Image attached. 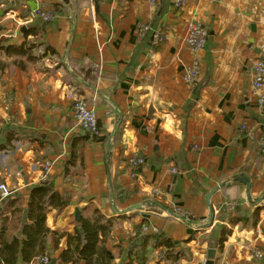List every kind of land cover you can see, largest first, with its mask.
Instances as JSON below:
<instances>
[{"label":"crops","instance_id":"0c3cea01","mask_svg":"<svg viewBox=\"0 0 264 264\" xmlns=\"http://www.w3.org/2000/svg\"><path fill=\"white\" fill-rule=\"evenodd\" d=\"M189 21L208 31L197 52L184 41ZM0 25L6 45H36L23 55L0 49V183L26 199L49 181L68 197L45 214L51 258L66 247L74 210L96 209L112 219L113 264H127L137 230L152 228L181 250L174 264H202L210 248L213 264H264V105L251 92L264 0L180 9L171 0H0ZM30 28L38 36L25 38ZM195 58L188 85L182 73ZM70 82L95 111L96 138L74 121ZM134 153L145 162L131 176ZM222 227L230 234L218 248ZM143 264L173 263L149 247Z\"/></svg>","mask_w":264,"mask_h":264},{"label":"trees","instance_id":"16d2710c","mask_svg":"<svg viewBox=\"0 0 264 264\" xmlns=\"http://www.w3.org/2000/svg\"><path fill=\"white\" fill-rule=\"evenodd\" d=\"M95 8L97 10V1ZM55 12H58L57 5ZM39 32V30L30 28L24 31L23 35L25 38L29 35L35 37ZM4 41L5 39L0 36V49L17 55L26 54L36 46L34 40L24 41L17 46L6 45ZM158 47L157 45L154 48ZM78 156L81 158V151ZM71 157L72 154L69 160ZM68 203V197L56 190L53 183L49 181H43L31 187L26 199L19 193L1 199L0 264H17L19 260L25 263L43 256L50 261L51 256L47 247L49 229L45 225V214L48 209L61 210ZM111 228L112 219L106 218L96 209H93L88 216H81L73 232L66 235V247L55 258L56 264H79L82 259L84 264H113L106 249V241L110 236ZM137 233L136 243L132 245L127 254V264H143L149 247L161 248L163 257L173 264L182 255L174 241L160 230L148 234L141 233V235L137 230ZM228 234H230V229L226 227L220 229L216 241L218 248L222 247ZM63 235L53 239V251L56 250L59 238Z\"/></svg>","mask_w":264,"mask_h":264},{"label":"built area","instance_id":"2783aa9c","mask_svg":"<svg viewBox=\"0 0 264 264\" xmlns=\"http://www.w3.org/2000/svg\"><path fill=\"white\" fill-rule=\"evenodd\" d=\"M153 1V0H151ZM191 0H171L172 5L175 8H183ZM34 13L44 21L51 18V15L47 12L34 10ZM206 27L198 21H189L186 25V35L185 43L188 48L197 52L201 50L206 42L207 37ZM199 73V62L195 58L193 62L188 65L182 73L183 80L188 84H192L198 76ZM71 83V82H70ZM264 86V59L257 58L252 66V79H251V92L256 97V104L258 106L264 105V96L262 95V89ZM66 96L71 101V110L73 114L74 121L76 125L85 132L89 137L96 138L100 135V128L98 126V119L93 108H91L88 103L78 94L77 87L73 83L67 86ZM145 162L144 157L134 153L127 159V164L130 169V175L134 176L133 170L143 165ZM50 163L45 162L42 166V170L46 173L49 169ZM12 195V190L10 187L4 183H0V199L8 198ZM264 210V208H263ZM153 232L156 231L155 228L151 229ZM261 252L256 251L255 255L260 256ZM36 264H48L49 260L46 256L36 258Z\"/></svg>","mask_w":264,"mask_h":264},{"label":"water","instance_id":"95a60500","mask_svg":"<svg viewBox=\"0 0 264 264\" xmlns=\"http://www.w3.org/2000/svg\"><path fill=\"white\" fill-rule=\"evenodd\" d=\"M74 219H75V221H79V219H80V210L79 209L74 210ZM214 255H215V250L213 248L208 249L207 253H206V259L202 264H213ZM48 264H56V259L54 257H52L50 259V261L48 262Z\"/></svg>","mask_w":264,"mask_h":264}]
</instances>
